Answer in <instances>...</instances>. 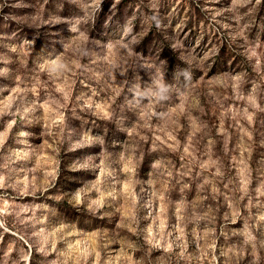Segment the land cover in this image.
Listing matches in <instances>:
<instances>
[{"label": "rangeland", "instance_id": "374dc122", "mask_svg": "<svg viewBox=\"0 0 264 264\" xmlns=\"http://www.w3.org/2000/svg\"><path fill=\"white\" fill-rule=\"evenodd\" d=\"M0 264H264V0H0Z\"/></svg>", "mask_w": 264, "mask_h": 264}]
</instances>
